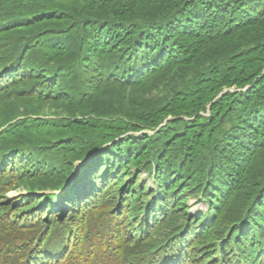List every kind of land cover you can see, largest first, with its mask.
<instances>
[{"label": "trees", "instance_id": "obj_1", "mask_svg": "<svg viewBox=\"0 0 264 264\" xmlns=\"http://www.w3.org/2000/svg\"><path fill=\"white\" fill-rule=\"evenodd\" d=\"M20 60L25 78L11 88L16 102L3 114L18 113L23 95L47 103L39 107L62 106L69 121L20 120L0 136L3 146L41 157L60 143L81 144L72 155L84 157L129 131L156 129L171 115L154 134L126 135L129 145L110 160L135 153L129 160L138 167L167 147L168 159L197 175L223 157L237 177L232 212L264 219V206L257 208L264 202V136L258 138L264 131V0H0V64L13 61L16 68ZM124 68L134 74L128 80ZM247 85L218 96L225 87ZM133 96L136 109L125 111ZM209 104V115L199 113ZM256 219L255 228L243 226L255 244L264 240ZM242 239L236 249L249 262L260 247L248 249Z\"/></svg>", "mask_w": 264, "mask_h": 264}, {"label": "rangeland", "instance_id": "obj_2", "mask_svg": "<svg viewBox=\"0 0 264 264\" xmlns=\"http://www.w3.org/2000/svg\"><path fill=\"white\" fill-rule=\"evenodd\" d=\"M167 90V89H166ZM165 91V90H164ZM163 91V92H164ZM161 94V93H160ZM159 94V95H160ZM134 97L135 96H133V97H131V99H130V102L132 103V101H133V99H134ZM8 98H10V97H8ZM18 103H20L21 104V101L19 100L18 101ZM22 103H24V104H27L28 106H30L31 108H35V105H36V108H38V113H36V114H24V115H22L21 117V119L22 120H31V119H33V118H35V117H39V115H46L48 118H52V119H54L56 116H58V115H64V114H66V111L65 110H63L62 108V106H60V105H58V106H56L57 108H54V107H51L50 105H47V106H45V107H39V105H46L47 103H37V102H34V101H29V100H27V99H23L22 100ZM160 126H158V128H159ZM143 131H141V132H137V134H140V133H142ZM148 133L147 134H153V130H148L147 131ZM139 137L140 138H143V135H139ZM97 159V158H96ZM93 161V160H92ZM62 168H66V166L65 165H62L61 166V169ZM29 182V181H28ZM29 184H30V182H29ZM24 187H26V185L25 184H20V186L18 187V188H16L15 190H12V191H10V192H7L6 194V196H16L18 193H21L22 192V190L24 189ZM188 204L190 205V208H191V211H194V210H196L197 208H201L202 207V203H199L198 204V202H196L195 201V197H192L190 200H189V202H188ZM192 205V206H191Z\"/></svg>", "mask_w": 264, "mask_h": 264}]
</instances>
